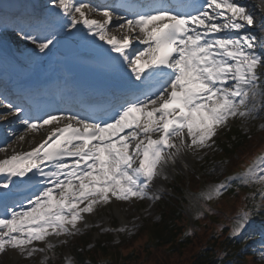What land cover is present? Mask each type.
<instances>
[{"label": "snow or ice", "instance_id": "obj_1", "mask_svg": "<svg viewBox=\"0 0 264 264\" xmlns=\"http://www.w3.org/2000/svg\"><path fill=\"white\" fill-rule=\"evenodd\" d=\"M259 2L257 18L237 0H46L42 11L14 22L33 57L50 55L64 39L91 37L124 87L54 112H34L0 96L6 109L0 119L18 121L12 135L20 130V141L31 133L43 137L29 140L28 150L0 147V254L50 251V237L76 234L85 215L102 206L160 199L153 185L168 178L170 165L212 147L231 120L256 119L264 109ZM233 182L259 186L246 199L264 200V150L207 186L199 199H217ZM259 207L239 213L230 235H239Z\"/></svg>", "mask_w": 264, "mask_h": 264}, {"label": "rangeland", "instance_id": "obj_2", "mask_svg": "<svg viewBox=\"0 0 264 264\" xmlns=\"http://www.w3.org/2000/svg\"><path fill=\"white\" fill-rule=\"evenodd\" d=\"M237 2L245 4L244 0H237ZM24 46L32 45L24 42ZM258 72L261 74L262 78L261 85H264V67L258 69ZM11 132L12 130L2 133V142L0 144V147H7L9 151L14 149V146H11ZM17 133L18 131H16L15 136ZM230 133H233L234 136L231 135V137L227 139L225 135H229ZM218 134H220V138L218 140L216 139L217 136L214 138L215 144L212 147L196 155L186 153L174 166L170 165L166 169L168 178L158 179L153 185V191L159 193L160 199H144L135 200L133 202L117 201L115 204L109 203L89 214L91 219V225L89 227H85L84 222H81L78 223L79 231L76 234L58 237L66 242L58 246L54 245L52 250L37 252L31 257L22 256L17 252L13 254L12 251L9 250L0 254V264H75L78 251L81 252L83 256L87 257L86 249L90 247V244L87 245L88 241L94 243V247L104 246L107 254L118 264H127V259L125 260V258L137 253L144 255V251L147 250L146 252H149V249L155 243V237L153 234L151 236L154 238L150 237L148 231L155 227V223L160 221L164 200H168L164 204L175 203L180 206L177 207V209H184L187 212L181 216V221L177 223L183 226L180 229H176L179 235L186 232L189 227L191 229L192 225L196 226L194 230L197 235L201 234L204 229L209 231L212 228L221 227L224 217L229 215L230 218L240 209L239 201L230 200L228 199L229 197L222 201L220 200L215 203V207L219 210L218 214L211 216L209 220L188 223L184 219V216L190 218L195 214L199 200V198L192 194L190 187H192V189L199 188L200 194L207 186L224 180L223 175L226 173L231 174V169L237 164L252 159L255 150L250 148L251 145L253 146V143H257L260 146H264V109L260 110L256 119L245 120L236 118L231 120L227 126L219 129ZM239 134L243 135L241 138L244 137V139L238 142L240 138L238 139L237 136V140L235 136ZM235 143H237L235 147V149H237L236 152L230 153L231 157L222 154L219 149L221 144H226L230 147ZM200 153L203 155L200 156ZM3 155L4 153H0V158H2ZM185 165L187 166L185 167ZM179 171L184 173L181 175L184 178L178 177ZM239 171L240 170L236 171V173ZM169 181L171 182L169 183ZM172 184L180 189V194H174L169 187ZM163 194L164 198L161 200ZM204 222L206 224L205 227H203ZM198 226L201 227L199 228ZM120 228H124L125 230L123 232L116 231ZM102 229H111V231H102ZM218 229H216V231L219 233ZM164 235H166V233ZM183 236L184 234L178 238L179 244L184 242L185 238ZM182 238H184L183 241H181ZM49 240L52 241L51 238H49ZM34 243L39 248L46 247V242ZM81 246L84 247L81 248ZM257 246H259L258 256L264 261V258H262V256H264V251H262V249H264V235L261 236ZM176 248L179 250L180 246ZM219 250L221 251L220 247ZM45 257H47L46 260L44 259ZM86 260L90 261V264H92L90 257ZM104 260L105 258L102 259V261L98 260L96 264L106 262V260Z\"/></svg>", "mask_w": 264, "mask_h": 264}, {"label": "trees", "instance_id": "obj_3", "mask_svg": "<svg viewBox=\"0 0 264 264\" xmlns=\"http://www.w3.org/2000/svg\"><path fill=\"white\" fill-rule=\"evenodd\" d=\"M258 145L254 143L250 148H256ZM259 205L258 209L253 210V219L257 226L261 222L260 220H262L258 216L264 210V204ZM168 214L172 216V220L175 223H177L180 216H183L182 211L179 212L177 219L173 213ZM179 219L181 220V218ZM175 223L171 227H169V224L165 220L158 224L160 227L153 231L158 236V242L154 246H151L149 252H146L147 250L144 251V255L137 253L125 258V260L127 259V264H260L249 251V242L244 243L241 241L242 237L226 235L223 233L224 229L222 232L218 230L219 233L216 231V228H212L209 231L204 229L201 234L197 235L194 230L196 226L192 225L191 229L189 227L184 232L186 234L189 232L184 236V242L179 244L178 238L180 235L176 233ZM256 225L251 226L250 231H254ZM205 226L204 222L203 227ZM198 227L200 228L201 226ZM163 231L169 232L168 238L163 236ZM184 233H181V235ZM149 236H151L150 233ZM176 242L180 246L179 250H176ZM110 264L118 263L113 260Z\"/></svg>", "mask_w": 264, "mask_h": 264}, {"label": "bare ground", "instance_id": "obj_4", "mask_svg": "<svg viewBox=\"0 0 264 264\" xmlns=\"http://www.w3.org/2000/svg\"><path fill=\"white\" fill-rule=\"evenodd\" d=\"M9 1L11 2L12 0H9ZM23 1L24 2H19V1H15L14 0V2H15L14 5L20 8V7H22L25 4V2L31 4L28 0H23ZM15 6H11V9L18 11V9ZM27 9H28V5H25L24 10L26 11ZM30 11H32V13H34V12H39L40 9L39 10H34L33 9V10H30ZM28 13H29V9H28ZM99 44H100V42L97 40L96 41V45H99ZM83 45H84L83 46L84 48L96 47V46H94L91 43L90 40H88L86 42H83ZM105 47H106V45H105ZM31 48H32V46L19 48V50H15V54L18 57H20L21 60H23L25 58L27 63L31 65L32 70H36V69H38V67L41 64V62L44 61V60H43V56H37V57L31 56L29 51H28ZM69 57H71V56H69ZM57 58L58 57H54L53 58L54 62L51 65V68H53L55 71L58 72L59 69L57 68V62H58ZM71 58H75L74 55ZM114 77H116L118 79H121V80H124L119 74L114 75ZM57 84H59L61 86L60 88H64L65 87V85H63V82L58 81ZM18 137H19V135L18 136L16 135V136H13L12 139H11V141H12V145L11 146H14V149L17 150V151H19V150H28L30 148V146H32V145L29 144V140H34L36 142H39V140L43 138L41 134H37V133L29 134V136L26 137V139L24 141H20L18 139Z\"/></svg>", "mask_w": 264, "mask_h": 264}]
</instances>
